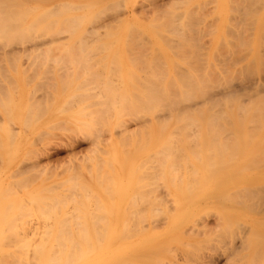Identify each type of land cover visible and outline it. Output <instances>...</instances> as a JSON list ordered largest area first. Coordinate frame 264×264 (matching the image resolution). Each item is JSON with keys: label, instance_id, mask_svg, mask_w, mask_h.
<instances>
[{"label": "rangeland", "instance_id": "rangeland-1", "mask_svg": "<svg viewBox=\"0 0 264 264\" xmlns=\"http://www.w3.org/2000/svg\"><path fill=\"white\" fill-rule=\"evenodd\" d=\"M166 1L163 6L165 0H14L10 4L9 19L18 25L0 29V264H17L19 252L25 253L24 258L30 251L29 239H35L31 242L36 245L46 225L56 229L49 230V249L56 253H51L53 259L59 257L58 264L67 259L66 253L67 264H264V203L257 204L258 198L248 200L247 208L238 203L242 187L243 192L252 185L264 189V0ZM70 18L77 24H71L72 30H68ZM32 23L36 24L32 27ZM172 99L178 101L177 107L168 106ZM160 156L162 163L165 160L160 171L163 180L154 169L162 167ZM208 157L212 160L204 163ZM174 159V163L181 160L180 165L175 163L179 170ZM213 159L218 164H212ZM206 164L214 165L211 172L208 169L211 180L220 174L225 177L216 183L202 180ZM51 200H56L57 208ZM53 205L48 215L44 209ZM52 211L58 218L50 215ZM60 219L64 231L77 234L59 235L69 242L55 238L63 229L57 225ZM83 228V234L93 230L96 234L85 236L80 232ZM102 230L114 234L107 232V237ZM78 234L85 236L79 242ZM23 241L27 251L19 247ZM57 246L63 255L56 252ZM34 253L25 259L33 255L36 264Z\"/></svg>", "mask_w": 264, "mask_h": 264}, {"label": "bare ground", "instance_id": "bare-ground-1", "mask_svg": "<svg viewBox=\"0 0 264 264\" xmlns=\"http://www.w3.org/2000/svg\"><path fill=\"white\" fill-rule=\"evenodd\" d=\"M8 1H9V0H8ZM8 1H7V4H6V1L0 0V29H1V30H4V29H6V28H13V27H14L13 25L16 26V24H17V21H16V20H10V19H9V18H10V14H12L10 4H12V3L14 2V0L11 1L12 3H8ZM42 1H43V0H42ZM170 1L173 2V1H175V0H170ZM179 1H180V0H179ZM240 1H241V0H240ZM249 1H251V0H249ZM9 2H10V1H9ZM17 2H18V1H17ZM50 2H51V1H50ZM50 2H49V3H50ZM114 2H115V1H114ZM168 2H169V1H168ZM259 2H260V0H259ZM166 3H167V1L165 0V2L162 3V6H163V4L166 5ZM169 3H170V2H169ZM245 3H246V1H245ZM67 4H68V3H66V6H70V7H71L70 4H68V5H67ZM86 4H87V3H86ZM150 4H151V3H150ZM170 4H171V3H170ZM174 4H175V3H174ZM240 4H241V3H240ZM258 4H259V3H258ZM54 5H55V4H54ZM64 5H65V4H64ZM75 5H80V4H75ZM87 5H88V4H87ZM160 5H161V3H160ZM244 5H245V4H244ZM246 5H247V4H246ZM256 5H257V4H256ZM13 6H16L15 3H14ZM49 6H50V4H49ZM51 6H53V4H52ZM61 6H62V5H61ZM73 6H74V4H73ZM80 6H81V5H80ZM82 6H83V5H82ZM91 6H92V4H91ZM152 6H153V5H152ZM156 6H158V5L156 4L155 7H156ZM248 6H249V5H248ZM54 7H55V6H53V9H52V7H51L50 12L54 10ZM56 7H57V6H56ZM70 7H68L69 9H68V8H67V9H68V10H71L72 7H71V8H70ZM74 7H75V6H74ZM74 7H73V8H74ZM84 7H86V5H85ZM114 7H115V6H114ZM153 7H154V6H153ZM155 7H154V8H155ZM158 7H159V6H158ZM238 7H239V6H238ZM13 8H15V7H13ZM13 8H12V10H13ZM29 8H30V7H29ZM37 8H38V6H37ZM77 8H78V6H77ZM77 8H75V10H76ZM79 8H81V7H79ZM107 8H108V7H107ZM164 8H165V7H164ZM239 8H240V7H239ZM241 8H242V7H241ZM256 8H257V7H256ZM27 9H28V8H27ZM34 9H35V7H34ZM42 9H43V8H42ZM46 9H48V8H45V9H43V10L45 11ZM64 9H65V8H62V10H64ZM113 9H114V8H112V11H113ZM115 9H116V8H115ZM115 9H114V10H115ZM167 9H168V7H167ZM253 9H254V8H253ZM21 10H22V9H21ZM25 10H26V9H25ZM25 10H24V11H25ZM39 10H40V9H39ZM56 10H57V9H55V12H56ZM72 10H73V9H72ZM156 10H157V9H156ZM161 10H162V9H161ZM240 10H241V9H240ZM246 10H247V8H246ZM27 11H28V10H27ZM41 11H42V10H41ZM103 11H104V10H103ZM108 11H109V10H108ZM170 11H171V10H170ZM10 12H11V13H10ZM39 12H40V11H39ZM48 12H49V11L47 10L45 13L48 15ZM50 12H49V13H50ZM57 12H58V11H57ZM61 12H62V11H61ZM61 12H60V13H61ZM158 12H159V11H158ZM163 12H164V11H163ZM241 12H242V10H241ZM248 12H249V11H248ZM248 12H247V13H248ZM40 13H41V12H40ZM42 13H43V12H42ZM155 13H156V12H155ZM243 13H244V12H243ZM247 13L245 12V14H247ZM38 14H39V13H38ZM58 14H59V13H58ZM67 14H68V13H67ZM175 14H176V13H175ZM241 14H242V13H241ZM49 15H50V14H49ZM49 15H48V16H49ZM236 15H237V14H236ZM12 16H14V14H13ZM15 16H16V15H15ZM15 16L13 17L14 19H15ZM18 16H19V18H20V15H19V14H18ZM37 16H41V15H37ZM45 16H46V15H45ZM45 16H44V18H45ZM51 16H52V15H51ZM82 16H84V15H82ZM82 16H81V18H83ZM93 16H94V15H93ZM41 17H43V15H42ZM69 17H72V16H69ZM94 17H95V16H94ZM13 18H11V19H13ZM17 18H18V17H17ZM17 18H16V19H17ZM21 18H22V17H21ZM44 18H42V19H44ZM72 18H73L72 21H74V18H75V17L73 16ZM95 18H96V17H95ZM178 18H179V17H178ZM39 19L41 20V18L38 17V18H37V21H38ZM63 19H65V18H63ZM67 19H69V18H67ZM93 19H94V18H93ZM117 19H118V18H117ZM191 19H192V18H191ZM234 19H235V18H234ZM240 19H241V18H240ZM9 20H10V21H15L16 23H15V22H14L15 24H14V23H11ZM33 20H34V19H33ZM40 20H39V21H40ZM65 20H66V19H65ZM241 20H242V19H241ZM70 21H71V18H70ZM72 21H71V22H72ZM18 22H19V21H18ZM49 22H50V21H49ZM49 22H48L47 24L45 23L44 25H46V26L49 25ZM109 22H110V21H109ZM190 22H191V21H190ZM176 23H177V22H176ZM237 23H238V22H237ZM34 24H36V23H34ZM34 24L32 23V27H33ZM69 24H70V25H69ZM71 24H72V25H77L76 23L73 24V22H72V23L69 22V23H68V26H71ZM78 24H79V22H78ZM102 24H103V23H102ZM130 24H131V23H130ZM166 24H167V23H166ZM168 24H169V23H168ZM177 24H178V23H177ZM17 25H18V24H17ZM37 25H38V24H37ZM44 25H43V26H44ZM64 25L66 26L67 24L64 23ZM105 25H106V27H107V25H110V24H109V23H105L103 26H105ZM111 25H112V24H111ZM131 25H132V24H131ZM173 25H174V24H173ZM173 25H171V26H173ZM192 25H193V24H192ZM12 26H13V27H12ZM39 27H40V24H39ZM128 27H129V26H128ZM65 28H66V27H65ZM69 28L71 29L72 26H71V27H68V30H70ZM73 28H76V27H73ZM95 28H96V27H95ZM109 28H110V27H109ZM112 28H113V27H112ZM133 28H134V27H133ZM168 28H169V27H168ZM187 28H188V27H187ZM194 28H195V27H194ZM43 29H44V28H43ZM45 29H47V28L45 27ZM90 29H91V28H90ZM139 29H140V28H139ZM170 29H171V27L169 28V30H170ZM173 29H174V31H175V28H173ZM10 30H11V29H10ZM39 30H40V29H39ZM39 30H38V31H39ZM47 30H48V29H47ZM66 30H67V28H66ZM71 30H72V29H71ZM74 30H75V29H74ZM94 30H95V29H94ZM96 30H97V29H96ZM133 30H134V29H133ZM171 30H172V29H171ZM181 30H182V29H181ZM184 30H186V29H184ZM191 30H192V29H191ZM195 30H196V28H195ZM6 31H7V30H6ZM11 31H12V30H11ZM38 31L35 32V33H38ZM42 31H43V30H42ZM176 31H177V30H176ZM2 32H3V31H2ZM44 32H45V30H44ZM95 32H96V31H95ZM185 32H186V31H185ZM185 32H184V33H185ZM195 32H196V31H195ZM0 33H1V32H0ZM32 33H33V32H32ZM53 33H54V32H53ZM55 33H59V32L56 30ZM62 33H63V32H62ZM177 33H178V32H177ZM1 34H3V33H1ZM60 34H61V32H60ZM129 34H130V33H129ZM131 34H132V33H131ZM25 35H27V33H26ZM25 35H24V37H25ZM42 35H44L43 32H42ZM184 35H185V34H184ZM28 36H29V35H28ZM46 36H47V35H46ZM48 36H49V35H48ZM56 36H57V35H56ZM79 36H80V35H79ZM83 36H84V35H83ZM179 36H180V35H179ZM24 37L22 36V38H24ZM26 37H27V36H26ZM33 37H34V36H33ZM176 37H177V36H176ZM19 38H21V37H19ZM29 38H30V37H29ZM31 38H32V37H31ZM37 38H38V37H37ZM44 38H45V37H44ZM47 38H48V37H47ZM54 38H55V37H54ZM81 38L84 39L82 36H81ZM58 39H59V38H58ZM18 40H19V39H18ZM47 40H48V39H47ZM53 40H54V39H52V41H53ZM84 40H85V39H84ZM84 40H82V41H83V43L86 44V42H84ZM27 41H28V40H27ZM80 41H81V39H80ZM80 41H79V43H80ZM173 41H174V40H173ZM31 42H32V41H31ZM34 42H35V41H34ZM47 42L49 43V41H47ZM11 43H12V42H11ZM21 43H22V41H21ZM41 43H42V42H41ZM75 43H77V42H75ZM139 43H140V42H139ZM18 44H19V43H18ZM29 44H30V41H29ZM32 44H33V43H32ZM72 44H73V43H72ZM85 44H84V45H85ZM137 44H138V43H137ZM170 44H171V43H170ZM177 44H179V43H177ZM23 45H24V44H23ZM40 45H41V44H40ZM79 45H80V44H79ZM84 45H83V46H84ZM173 45H174V44H173ZM17 46H18V45H17ZM35 46H37V45H35ZM35 46H34V48H36ZM72 46H73V45H72ZM80 46H81V45H80ZM80 46H79V48H80ZM14 47H15V46H14ZM73 47H74V46H73ZM137 47H138L139 49L141 48V47H139V46H137ZM31 48H32V46H31ZM94 48H95V47H94ZM98 48H99V47H98ZM132 48H133V47H132ZM132 48H131V49H132ZM138 48H137V49H138ZM21 49H22V48H21ZM50 49H51V48H50ZM74 49H75V48H74ZM133 49H135V48H133ZM137 49H136V51H137ZM24 50H25V49H24ZM38 50H39V49H38ZM142 50H144V49H142ZM142 50H141V51H142ZM1 51H2V50H1ZM4 51H5V50H4ZM138 51H140V50H138ZM141 51L139 52L140 54L143 53V52L141 53ZM6 52H7V51H6ZM6 52H5V53L2 52V53L6 54ZM37 52H38V51H37ZM128 53H130V52H128ZM136 54H137V53H136ZM140 54H138V58L141 57ZM134 55H135V54H134ZM47 56H48V55H47ZM128 56H129V54H128ZM139 56H140V57H139ZM143 56H145V55L143 54ZM135 57H136V55H135ZM135 57H134V59H135ZM46 58L48 59V57H46ZM136 58H137V57H136ZM191 58H192V57H191ZM64 63H65V62H64ZM109 63H110V62H109ZM86 64H87V63H86ZM110 64H111V63H110ZM197 64H198V63H197ZM61 66H64V64H62ZM79 66H80V65H79ZM117 66H118V65H117ZM76 67H77V66H76ZM190 68H191V67H190ZM196 69H198V68H196ZM65 70H66V69H65ZM76 70H77V69H76ZM184 70H185V69H184ZM198 70H199V69H198ZM202 70H203V69H202ZM60 71H61V70H60ZM114 71H115V70H114ZM116 71H117V70H116ZM180 72H181V71H180ZM193 72H194V71H193ZM199 72H200V71H199ZM111 73H112V72H111ZM61 74H63V73H61ZM189 74H190V73H189ZM195 74H197V72H196ZM199 74H200V73H199ZM181 75H182V73H181ZM183 75H184V73H183ZM177 76H178V75H177ZM187 76H188V75H187ZM61 77H62V76H61ZM179 77H180V76H179ZM194 77H195V76H194ZM183 78H184V77H183ZM183 78H181V79H183ZM188 78H189V77H188ZM184 79H186L187 82H188V79H187V78H184ZM186 80H185V81H186ZM60 81H61V79H60ZM139 81H140V80H139ZM182 82H183V80H182ZM190 82H191V81H190ZM183 83H184V82H183ZM53 85H54V84H52L51 86H53ZM184 85H185V84H184ZM190 85H191V84H190ZM49 87H50V86H49ZM64 87H65V86H64ZM155 87H156V86H155ZM155 87L153 88L154 90H155ZM260 87H261V86L259 85V89H260ZM149 89H150V88H149ZM188 89H189V85H188ZM254 89H255V88H254ZM256 89H258V88H257V85H256ZM160 90H161V89H160ZM162 90H163V89H162ZM168 90H169V89H168ZM52 91H53V90H52ZM186 91H187V90H186ZM260 91H261V90H260ZM260 91H259V93H260ZM155 92H156V91H155ZM177 92H178V91H177ZM182 92H184V91H182ZM239 92H240V91H239ZM205 93H206V92H205ZM232 93H233V92H232ZM237 93H238V92H237ZM256 93H257V90H256ZM155 94H156V93H155ZM163 94H164V93H163ZM184 94H185V93H184ZM178 95H179V94H178ZM178 95H177V96H178ZM203 95H204V94H203ZM181 96H183V95H181ZM207 96H208V95H207ZM228 96H229V95H228ZM234 96H235V95H234ZM237 96H238V95H237ZM242 96H243V95H242ZM42 97H43V96H42ZM47 97H49V96H47ZM155 97H156V96H155ZM171 97H172V96H171ZM36 98H37V97H36ZM164 98H165V97H164ZM177 98H178V97H177ZM181 98H183V97H179V98H178L179 101H180ZM204 98H205V97H204ZM204 98H203V100H204ZM233 98H234V97H233ZM235 98H236V97H235ZM38 99H39V98H38ZM189 99H190V97H189ZM193 99H194V98H193ZM205 99H206V98H205ZM214 99H215V98H214ZM154 100H155V99H154ZM172 100H173V102H172L171 104L168 103V104H169L168 106H170V105H172V104H175L176 102L178 103V101L175 102L174 99H172ZM172 100H171V101H172ZM176 100H177V99H176ZM183 100H184V99H183ZM212 100H213V99H212ZM157 101H158V100H157ZM207 101H208V100H207ZM207 101H206V103H207ZM41 102H42V101H41ZM163 102H164V101H163ZM166 102H167V101H166ZM174 102H175V103H174ZM201 102L203 103V101H201ZM216 102H217V101H216ZM239 102H240V101H239ZM193 103H194V102H193ZM206 103H205V104H206ZM209 103H210V101H209ZM219 103H220V102H219ZM157 104H158V103H157ZM157 104H156V105H157ZM195 104H196V103H195ZM199 104H200V103H199ZM205 104H204V105H205ZM212 104H213V103H212ZM38 105H39V104H38ZM163 105H164V104H163ZM166 105H167V103H166ZM175 105H176V107L178 106L177 104H175ZM42 106H43V105H42ZM154 106H155V105H154ZM161 106H162V105H161ZM168 106H165V107H168ZM183 106H184V105H183ZM196 106H197V105H196ZM207 106H208V105H207ZM210 106H213V105H210ZM210 106H209V107H210ZM214 106H215V104H214ZM237 106H238V105H237ZM159 107H160V105H159ZM159 107H158V108H159ZM162 107H164V106H162ZM162 107L159 108V109H162ZM176 107L172 106V108H175V109H176ZM199 107H200V106H199ZM217 107H218V106H216V108H217ZM241 107H242V106H241ZM241 107H240V108H241ZM243 107H244V106H243ZM172 108H169V109H172ZM187 108H188V107H187ZM193 108H194V106H193ZM212 108H213V107H212ZM220 108H221V107H220ZM248 108H249V107H248ZM248 108H247V109H248ZM167 109H168V108H167ZM175 109H174V110H175ZM177 109H178V108H177ZM207 109H209V108H207ZM207 109H206V110H207ZM218 109H219V108H218ZM218 109H216V110L218 111ZM223 109H224V108H223ZM162 110H163V109H162ZM165 110H166V108H165ZM174 110H173V111H174ZM178 110H179V109H178ZM206 110H205V111H206ZM209 110H210V109H209ZM209 110H208V111H209ZM214 110H215V109H214ZM216 110H215V111H216ZM242 110H243V108H242ZM242 110H240V111H242ZM158 111H159V110H158ZM163 111H164V110H163ZM173 111H172V112H173ZM184 111H185V110H184ZM188 111H190V110H188ZM200 111H201V110H200ZM212 111H213V110H212ZM217 111H216V112H217ZM219 111H220V110H219ZM156 112H157V111H156ZM160 112H161V111H160ZM166 112H168V110H166ZM191 112H192V111H191ZM195 112H196V111H195ZM243 112H244V110H243ZM245 112H246V110H245ZM252 112H254V110H253ZM252 112L250 113V114H251V117L254 116V115H252V114H253ZM261 112H262V111H261ZM133 113H134V112H133ZM158 113H159V112H158ZM163 113H165V112H163ZM175 113H177V112H175ZM197 113H198V112H197ZM210 113H211V112H210ZM210 113L208 112V115H209ZM257 113H258V112H257ZM130 114H131V113H130ZM134 114H135V113H134ZM159 114H160V113H159ZM218 114H219V113H218ZM245 114H246V113H245ZM260 114H261V113H260ZM154 115H155V114H154ZM168 115H169V114H167V116H168ZM175 115H176V114H175ZM208 115H207L206 117H208ZM211 115H212V113H211ZM213 115L216 116V113H215V114L213 113ZM132 116H134V115H132ZM132 116H131V117H132ZM165 116H166V115H165ZM173 116H174V115H173ZM178 116H180V115H177V117H178ZM136 117H137V116H136ZM136 117L134 116L135 119H136ZM153 117H154V116H153ZM155 117H156V115H155ZM159 117H160V116H159ZM161 117H162V116H161ZM169 117H170V116H169ZM182 117H184V116H182ZM182 117H181V119H182ZM185 117H186V116H185ZM203 117H204V116H203ZM218 117H219V116H218ZM218 117H217V118H218ZM148 118H149V117H148ZM148 118H147V119H148ZM156 118H157V117H156ZM179 118H180V117H178V119H179ZM186 118H187V117H186ZM186 118H185V120H186ZM191 118H192V117H191ZM199 118H200V117H199ZM217 118L215 117V119H217ZM219 118H221V115H220ZM219 118H218V121L215 122L216 124H218L217 122L220 121ZM222 118H223V116H222ZM253 118H254V117H253ZM147 119H146V120H147ZM157 119H158V118H157ZM157 119H155V120H157ZM167 119H168V118H167ZM174 119H176V118H173V120H174ZM188 119H189V117L187 118V120H188ZM201 119H202V118H201ZM210 119H211V118H210ZM212 119H213V118H212ZM215 119H213V121H214ZM240 119H241V118H240ZM132 120H133V119H132ZM162 120H163V118H162ZM165 120H166V119H165ZM168 120H169V119H168ZM170 120H171V119H170ZM170 120H169V121H170ZM176 120H177V119H176ZM189 120H190V119H189ZM189 120H188V121H189ZM192 120H193V118H192ZM206 120H207V119H206ZM228 120H229V119H228ZM255 120H256V119H255ZM147 121H149V120H147ZM151 121H153V120H151ZM157 121H158V120H157ZM188 121L186 122V124H188ZM193 121H194V120H193ZM247 121H250V119L247 120ZM253 121H254V120H252V123H253ZM155 122H156V121H155ZM158 122H159V121H158ZM158 122H156V124H158ZM183 122H184V121H182V123H183ZM190 122H191V121H190ZM199 122H200V121H199ZM201 122H202V121H201ZM223 122H225V120H224ZM164 123L166 124V122H164ZM164 123H163V124H164ZM205 123H206V122H205ZM213 123H214V122H213ZM213 123H212V124H213ZM186 124H185V122H184V126H185ZM209 124H210V123H209ZM219 124H220V123H219ZM228 124H229V123H228ZM147 125H148V123H147ZM177 125H178V124H177ZM182 125H183V124H182ZM192 125H194V124H192ZM206 125H208V124H206ZM162 126H163V125H162ZM175 126H176V125H175ZM148 127H149V126H148ZM148 127H147V128H148ZM159 127H160V125H159ZM159 127H158V128H159ZM187 127H189V126H187ZM187 127H186V128H187ZM144 128H145V127H144ZM162 128L164 129V127H162ZM179 128H180V127H179ZM190 128L192 129L191 125H190ZM223 128H224V127H223ZM173 129H174V128H173ZM175 129H178V126H177ZM183 129H184V128H183ZM197 129H198V128H197ZM147 130H148V129H147ZM181 130H182V128H181ZM192 130L194 131V128H193ZM208 130H209V129H208ZM123 131H124V132L126 131V127H125V129H123ZM151 131H152V130H151ZM158 131H159V130H158ZM161 131H162V133H163V130H161ZM170 131H171V130H170ZM176 131H177V130H176ZM206 131H207V130H206ZM221 131H222V130H221ZM231 131H232V130H231ZM171 132H173V131H171ZM188 132H190V131H188ZM194 132H196V131H194ZM207 132H208V131H207ZM227 132H228V131H227ZM125 133H126V132H125ZM159 133H160V131L158 132V134H159ZM169 133H170V132H169ZM177 133H179V132H177ZM192 133H193V132H192ZM174 134H175V133H174ZM187 134H188V133H187ZM189 134H190V133H189ZM207 134H209V133H207ZM207 134H206V136H208ZM223 134H224V133H223ZM230 134H231V133H230ZM159 135H160V134H159ZM169 135H171V134H169ZM183 135H184V134H183ZM190 135H191V134H190ZM193 135H196V134L194 133ZM218 135H219V134H218ZM221 135H222V134H221ZM167 136H168V135H167ZM167 136H166V137H167ZM191 136H192V135H191ZM212 136H214V135H212ZM209 137H210V136H209ZM209 137H206V138L210 139ZM214 137H215V136H214ZM214 137H213V138H214ZM191 138H192V137H191ZM226 138H227V137H226ZM216 139H217V138H216ZM216 139L214 138V140H216ZM209 141H210V140H208V142H209ZM170 142H171V140H170ZM205 142H207V140H205L204 143H205ZM167 144L169 145L168 142H167ZM202 144H203V143H202ZM208 144H209V143H208ZM208 144H204V145H208ZM165 145H166V143L163 144L164 147H165ZM172 145H173V144H172ZM176 145H177V144H176ZM230 145H231V144H230ZM160 146L163 147L162 144H161ZM209 146H210V144H209ZM166 147H168V146H166ZM175 147H176V146H174V148H175ZM188 147H189V146H188ZM216 147H217V146H216ZM218 147H219V146H218ZM168 148L171 149V143H170V146H169ZM177 148H178V147H177ZM227 148H228V147H227ZM227 148H226V149H227ZM164 149H165V148H164ZM178 149H179V148H178ZM197 149H198V148H197ZM207 149H209V148L207 147ZM167 150H169V149H167ZM171 150H172V149H171ZM173 150H174V149H173ZM209 150H210V149H209ZM213 150H214V149H213ZM218 150H219V149H218ZM218 150H217V152H218ZM221 150H224V148H222ZM221 150H220V151H221ZM231 150H233V149H231ZM237 150H238V149H237ZM175 151H176V149L173 151L174 154H175ZM207 151H208V150H207ZM211 151H212V150H211ZM224 151H226V150H224ZM234 151H235V150H234ZM162 152H163V151H162ZM164 152H165V151H164ZM176 152H177V151H176ZM203 152H205V150H203ZM226 152H227V151H226ZM236 152H238V151H236ZM170 153H172V152H170ZM177 153H178V152H177ZM180 153H181V152H180ZM180 153H179V154H180ZM208 153H209V151L206 152L207 155H206V154H205V155L208 156ZM211 153H212V152H211ZM232 153H233V152H232ZM238 153H239V152H238ZM238 153H237V154H238ZM162 154H163V153H162ZM179 154H178V155H179ZM198 154H199V153H198ZM215 154H216V151H215ZM217 154H218V153H217ZM217 154H216V155H217ZM229 154H231V151H230ZM229 154H227L228 157H229ZM259 154H260V153H259ZM168 155H170V154L168 153ZM172 155H173V154H172ZM191 155H192V154H191ZM219 155H220V153H219ZM221 155H222V154H221ZM227 155H226V156H227ZM231 155H232V154H231ZM263 155H264V154H263ZM157 156H159V155H157ZM161 156H162V155H161ZM161 156L158 157V162H160V163H162V161L159 160V159L161 158ZM183 156H185V155H183ZM233 156H235V155H233ZM260 156H261V155H260ZM165 157H166V156H165ZM179 157H180V159H182L181 156H179ZM231 157H232V156H231ZM231 157H230V159H231ZM256 157H257V156H256ZM262 157H263V156H262ZM167 158H168V157H167ZM173 158H175V156H174ZM185 158H187V157L185 156ZM205 158H206V157H205ZM219 158H220V156H219ZM259 158H260V157H259ZM161 159H162V158H161ZM176 159H177V156H176ZM208 159H211V158L208 157V158L206 159V161L204 160L203 162H204V163H206V162H207V163L210 162V160L207 161ZM232 159H233V158H232ZM170 160H171V158H170ZM182 160H183V159H182ZM198 160H199V159H198ZM211 160H212V159H211ZM227 160L229 161V159H227ZM151 161H152V160L150 159V162H151ZM163 161L165 162L164 159H163ZM172 161H173V163H174L175 159L172 160ZM185 161H186V160H185ZM187 161H188V160H187ZM196 161H197V160H196ZM220 161H221V159H220ZM223 161H224V160H223ZM223 161H221V162H223ZM257 161H258V160H257ZM262 161H263V160H262ZM164 162H163V163H164ZM170 162H171V161H170ZM180 162H181V160H180ZM180 162H179V160H178V162H175V163H178V165H180ZM211 162H212V164H215V163L218 164L219 161H216V162L214 163V159H213V161H211ZM226 162H227V161H226ZM229 162H231V161H229ZM229 162H228V164H229ZM254 162H256V161H254ZM259 162H261V159H260V161L257 162L258 165H259ZM163 163H162V167H161V168H160V165H158L159 168H158V167H155V168H154V169L157 168V169L159 170V171L156 170V172L159 174V176L161 175L160 173H161L162 170H163V169H162L163 166H164ZM175 163H174V165L177 167V164H175ZM186 163H187V162H185V164H186ZM188 163H189V162H188ZM188 163H187V164H188ZM204 163H203V164H204ZM251 163H252L253 166L255 165V164H253V160L251 161ZM261 163H262V162H261ZM261 163H260V164H261ZM150 164H151V163H150ZM168 164H169V163H168ZM183 164H184V163H183ZM187 164H186V165H187ZM203 164H202V165H203ZM210 164H211V163H209L208 165L210 166ZM219 164H220V163H219ZM221 164H223V163H221ZM156 165H157V164H156ZM186 165H184V166H186ZM204 165H205V164H204ZM204 165H203V167H204ZM208 165L206 164V168H207V169H206V170H207V172H206V173H207V174H206V177H205L204 179H202V180H205V179H207V180H205V181H208V179H209V181L215 180L214 183H216L217 180H219L220 178H224V177H225V176H222L221 174L219 175V173L217 172L219 176H218V177L216 176L217 178H213V179L211 180V177H209V176H207V175L210 174V173H209L210 168L213 167L214 165H212L211 167H207ZM252 165H251V167H252ZM256 165H257V164H256ZM261 165H262V164H261ZM261 165H260V166H261ZM263 165H264V164H263ZM147 166H148V165H147ZM152 166L154 167V165H152ZM167 166H169V165H167ZM190 166H191V165H190ZM192 166H193V165H192ZM215 166H216V165H215ZM218 166H219V165H218ZM227 166H228V165H227ZM249 166H250V165H249ZM170 167H171V166H170ZM220 167H222V166L220 165L219 168H220ZM180 168H181V167H180ZM186 168H187V166H186ZM191 168H192V167H191ZM204 168H205V167H204ZM204 168H203V169H204ZM248 168H249V167H248ZM252 168H254V167H252ZM255 168H256V167H255ZM167 169H168V168H167ZM167 169H166V172H167ZM169 169H170V168H169ZM172 169H173V168H172ZM177 169L179 170V166L177 167ZM177 169H176V171H178ZM184 169H185V168H184ZM195 169H196V168H195ZM195 169L193 168L192 171L195 170ZM208 169H209V171H208ZM212 169H214V167L211 168V170H212ZM215 169L218 170L217 167H215ZM249 169H250V168H249ZM152 170H153V169H151V171H152ZM196 170H197V169H196ZM196 170H195V171H196ZM206 170H205V171H206ZM147 171H148V170H147ZM151 171H149V172H151ZM160 171H161V172H160ZM168 171L170 172L171 169L168 170ZM172 171H173V170H172ZM187 171L189 172V170H187ZM203 171H204V170H203ZM203 171H200V172L203 173ZM237 171H238V170H237ZM145 172H146V171H145ZM153 172H154V170H153ZM169 172H168V173H169ZM185 172H186V171H185ZM196 172H197V171H196ZM210 172H211V171H210ZM213 172H216V170H215V171L213 170ZM213 172H212V173H213ZM157 173H156V176H157ZM173 173H175V172H173ZM180 173H181V172H180ZM194 173H195V172H194ZM194 173H193V174H194ZM220 173H221V171H220ZM154 174H155V173H154ZM175 174H176V173H175ZM203 174H204V173H203ZM203 174H202V175H203ZM169 175H170V174H168L167 176H169ZM180 175H181V174H180ZM191 175H192V174H191ZM149 176H151V175H149ZM149 176H146V177L148 178ZM153 176H154V175H153ZM153 176H151V177L153 178ZM162 176H163V174L161 175V179L164 178V176H163V177H162ZM177 176H178V175H177ZM188 176H189V174H188ZM194 176H195V175H194ZM199 176H201V175H199ZM203 176H205V174H204ZM178 177H179V176H178ZM195 177H196V176H195ZM173 178H174V177H173ZM186 178H188V177H186ZM190 178H191V177H190ZM153 179H154V178H153ZM157 179H158V177H157ZM175 179H176V178H175ZM179 179H181V178H179ZM192 179H194V178H192ZM192 179H190V181H191ZM196 179H197V177H196ZM162 180H163V179H162ZM198 180H199V178H198ZM166 181H167V180H166ZM168 181H169V180H168ZM194 181H196V180H194ZM199 181H200V180H199ZM199 181H198V184H200ZM157 182L159 183V181H157ZM157 182H156V183H157ZM158 183H157V184H158ZM171 183H173V182H171ZM101 184H102V183H101ZM113 184H114V183H113ZM169 184H170V183H169ZM189 184H190V183H189ZM205 184L207 185V182H206ZM205 184H204V185H205ZM210 184H211V182H210ZM217 184H219V182H218ZM102 185H103V184H102ZM158 185H159V184H158ZM196 185H197V183H196ZM156 186H157V185H156ZM162 186H163V185H161V187H162ZM176 186H177V185H176ZM159 187H160V185H159ZM163 187H164V186H163ZM177 187H178V186H177ZM179 187H180V186H179ZM183 187H184V186H183ZM251 187H252V188H251ZM251 187L246 188V189H249V191H247V192H245V191H244V192L241 191V190L243 189V187H242V188L240 187L241 189L238 187V188L240 189V190L238 189V190H239V191H238V192H239V197L241 196L240 199L238 200V203H241V206L245 204V207H246V206H247L246 203L248 204L247 201H248V200H252V199H254V198H255V199L258 198L257 201H256L257 204H259V203H264V194H263V193H264V189H263V186H262V188L260 187L261 189H260V188H259V189L257 188V190H256V187H257V186L254 187V186L252 185ZM253 187H254L255 189H254ZM186 188H187V187H186ZM250 188H251V190H250ZM166 189H167V188H166ZM177 189H179V188H177ZM183 189H184V188H183ZM246 189L244 188V190H246ZM252 189H253V190H252ZM116 190H117V189H116ZM161 190L163 191L164 189H161ZM167 190H168V189H167ZM167 190H166V191H167ZM184 190H185V189H184ZM187 190L190 191V193H191V191H192V190H189V189H187ZM187 190H186V191H187ZM262 190H263V193L261 192ZM98 191H99V190H98ZM157 191H158V189H157ZM235 191H236V189H235ZM38 192H39V191H38ZM163 192H165V190H164ZM236 193H237V191H236ZM261 193H262V194H261ZM167 194H168V192L166 193V195H167ZM188 194H189V193H188ZM221 194H222V193H221ZM221 194H220V195H221ZM233 194H235V193H233ZM182 195H184V194L182 193ZM185 195H186V194H185ZM220 195H219V196H220ZM227 195H228V193H227ZM38 196H39V195H38ZM42 196H43V195H42ZM187 196H188V195H187ZM231 196H232V195H231ZM40 197H41V196H40ZM46 197H47V196H46ZM226 197H227V196H225V198H226ZM234 197H235V196H234ZM237 197H238V195H237ZM239 197H238V198H239ZM35 198H36V197H35ZM41 198H42V197H41ZM41 198H40V199H41ZM47 198H49V197H47ZM52 198H53V197H52ZM228 198H229V197H228ZM228 198H227V199H228ZM50 199H51V198H50ZM53 199H56V200L59 201V199H57V198H55V197H54ZM121 199H122V198H121ZM154 199H155V198H154ZM162 199H163V198H162ZM169 199L172 200V198H170V197H169ZM174 199H175V198H174ZM229 199H230V198H229ZM235 199H236V198H235ZM235 199H234V200H235ZM31 200H32V199H31ZM37 200H39V198H38ZM37 200H35V201H37ZM56 200H55V201H56ZM60 200H61V199H60ZM156 200H157V199H156ZM166 200H167V198H166ZM166 200H164V201H166ZM170 200H169V201H170ZM224 200H225V199H224ZM231 200H233V199H231ZM231 200H228V201H231ZM258 200H259V202H258ZM32 201H33V200H32ZM39 201H43V199H42V200H39ZM51 201H52V200H51ZM53 201H54V200H53ZM53 201H52V202H53ZM55 201H54V203H55ZM61 201H62V200H61ZM61 201H60V202H61ZM157 201H158V200H157ZM161 201H162V200H161ZM167 201H168V200H167ZM235 201H237V200H235ZM252 201H253V200H252ZM60 202H58V203L61 204ZM176 202H178V201L176 200ZM250 202H251V201H250ZM250 202H249V203H250ZM161 203H162V206H164V205H163L164 203H163V202H161ZM166 203H167V202H166ZM166 203H165V204H166ZM168 203H170V202H168ZM168 203H167V206L172 204V203H171V204H168ZM174 203H175V202H174ZM234 203H235V202H234ZM19 204H20V203H19ZM51 204H52V203H51ZM112 204H113V203H112ZM177 204H178V203H177ZM177 204L175 203L174 207H175ZM22 205H23V204H22ZM54 205H56V203H55ZM54 205H53V206H47V207H52V208H48L47 210L44 209V211H45V212H46V211H49V209H50V211H51L52 209H54V208H53ZM57 205H58V204H57ZM57 205H56V208L58 207ZM113 205H114V204H113ZM159 205H161V204H159ZM249 205H250V204H249ZM251 205H252V204H251ZM253 205H254V204H253ZM253 205H252V206H253ZM155 206H156V205H155ZM254 206H256V204H255ZM17 207H18V206H17ZM17 207H15V208H17ZM111 207H112V206H110L109 208H111ZM247 207H248V206H247ZM247 207H246V208H247ZM249 207H250V206H249ZM258 207H259V206H258ZM41 208H42V207H41ZM259 208H260V207H259ZM112 209H113V208H112ZM155 209H156V208H155ZM157 209H158V204H157ZM8 210H9V209H8ZM5 211H6V210H5ZM44 211H43V212H44ZM46 213H47V212H46ZM49 213H50V212H49ZM55 213L57 214V211H56V210H55ZM55 213L52 211V214H50V215H54ZM109 213H110V212H109ZM109 213H107V214H109ZM168 213H169V212H168ZM47 214H48V213H47ZM56 214H55V215H56ZM48 215H49V214H48ZM109 215H110V214H109ZM78 216H79V214L77 215V217H78ZM56 217H57V215L55 216V218H56ZM79 217L82 218L81 215H80ZM79 217H78V218H79ZM84 217H85V216H84ZM105 217H108V216H104V218H105ZM57 218H58V217H57ZM93 218H94V217H93ZM95 218H96V217H95ZM98 218H99V217H98ZM100 218H101V216H100ZM102 218H103V217H102ZM104 218H103V219H104ZM156 218H157V217H156ZM1 219H2V218H1ZM61 219H62V218H61ZM61 219L58 220V223H60V221H61L60 226H59V224H57L58 227H60V228L63 227V224H62L63 222H62V221H63L65 218H63V220H61ZM111 219H113V215L111 216ZM157 219H159V218H157ZM109 220H110V219H109ZM65 222H66V221H65ZM80 222H82V221H80ZM80 222H79V223H80ZM97 222H98V221H97ZM72 223H73V221H72ZM79 223H78V224H79ZM86 223H87V221H86ZM93 223H94V222H93ZM78 224H77V225H78ZM81 224H82V223H81ZM83 224L85 225V222H84ZM102 224H103V223H102ZM107 224H109V223H107ZM71 225H72V224H71ZM84 225H83V226H84ZM98 225H100V224L98 223ZM46 226H47V225H46ZM46 226H45V227L43 226V227H44V228H43L44 230H43V232H41L42 235H40V234L38 233V234H39V237L41 236L40 239H38L39 237H38V235L36 234L38 230L35 229V231H36V230H37V231H36V233H33V234L36 235L37 238H36V237H35V238L38 239V240H37L38 242L36 243V245H35V243H33V244L35 245L34 249H32V248H33V244H32L31 241L35 242V241H34L35 239L30 238V239H29L30 242L27 240V242L30 243V244H28V246H27V248H30V251L28 250V252L26 253L25 257L28 255V253H29V255H30L31 253L33 254V251H34V252H35L34 255H36V260H37V261H36V264H49L52 260H53L54 264H55V263L58 264V263H59V262H58L59 257L57 258V255H56V257H55L54 254H56V253H54L55 251L52 249L53 246L56 245L57 243H55V244L52 246V248H51V249H52V252L54 251V252H53V253H54L53 255H54V259H56V260L53 259V256L51 255L52 252L50 253V249H49L50 246H51V245L49 246V242H50V241H49V234H50L49 232H50L51 230H56V229H54V228L52 227L53 229L51 228V230H50V229H48V228H50V226H49V227L47 226L48 228H47ZM61 226H62V227H61ZM79 226H80V228H81L82 225H79ZM79 226H78V229H79ZM93 226H94V225H93ZM103 226H104V228H105V225H104V224H103ZM106 226H107V225H106ZM54 227H57V226H54ZM58 227H57V229H59ZM97 227H98V226H97ZM45 228H47L48 230H46ZM65 228H66V227H65ZM65 228L63 227V229H59V232H60L59 234H57L58 232L56 231V232H57L56 234L58 235V236L56 235V237H55L56 240L59 239V238H58L59 235H61V237L63 236L62 238L66 237L65 234H67V236H68V233H69V231H71V230H69V231L66 232V231H64ZM102 228H103V227H102ZM239 228H240V227H239ZM242 228H243V227H242ZM85 229H86V228H85ZM49 230H50V231H49ZM67 230H68V229H67ZM83 230H84V228H83L82 230H80V232H81L82 234H83V232H84ZM97 230H99V229H97ZM103 230H104V229H103ZM103 230H102L101 232H102L103 235H105L108 231H106V233L104 234ZM110 230H111V229H110ZM125 230H126V229H125ZM125 230H123V231L121 230L122 233H123ZM75 231H78V233H80L79 230H75ZM82 231H83V232H82ZM86 231H88V229H87ZM89 231H90V230H89ZM204 231H205V230H204ZM39 232H40V231H39ZM92 232L95 233L94 230H93ZM92 232L90 231L89 234L93 235ZM54 233H55V232H54ZM54 233H53V234H54ZM71 233L74 234L75 232L73 233V231H71ZM108 233L111 234L110 231H109ZM108 233L106 234L107 237L109 236ZM120 233H121V232H119V235H120ZM7 234H8V233H7ZM75 234H76V233H75ZM84 234H85V233H84ZM84 234H83V235H84ZM87 234H88V233H87ZM87 234H85V236H86ZM89 234H88V235H89ZM95 234H96V233H95ZM95 234H94V235H95ZM113 234H114V233H113ZM113 234H111V235L113 236ZM115 234H116V233H115ZM125 234H126V233H125ZM125 234H122V235L125 236ZM34 235H32V236H34ZM51 235H52V234H51ZM54 235H55V234H54ZM76 235H77V234H76ZM76 235H75V236H76ZM80 235H81V234H80ZM80 235L78 234L79 237L77 238V241H78V240H83V239H79V238H84V237H85V236H83V235H82L83 237H80ZM98 235L100 236V234H98ZM119 235H118V236H119ZM126 235H127V234H126ZM95 236H97V235H95ZM101 236H102V235H101ZM53 237H54V236H53ZM71 237H72V236H71ZM76 237H77V236H76ZM87 237H88V236H87ZM87 237H86V238H87ZM109 237H110V236H109ZM114 237H115V235H114ZM50 238H51V237H50ZM55 238H53V239L55 240ZM69 238H70V236L68 237V239H69ZM88 238H90V236H89ZM97 238H98V237H97ZM2 239H3V238H2ZM4 239H5V237H4ZM31 239H32V240H31ZM71 239H73V238H71ZM61 240L64 242V241L67 240V238H65V239H61V238H60L59 241H61ZM85 240H86V239H85ZM85 240H84L83 242H88V241H85ZM88 240H89V239H88ZM94 240H95V239H94ZM96 240H97V239H96ZM240 240H241V239H240ZM240 240H239V241H240ZM258 240H259V239H258ZM3 241H4V240H3ZM25 241H26V240H25ZM57 241H58V240H57ZM59 241H58V242H59ZM62 241H61V242H62ZM69 241H70V239H69ZM69 241L67 240L66 242H69ZM89 241H92V240H89ZM100 241H101V239L99 240V242H100ZM234 241H235V240H234ZM19 242H20V241H19ZM19 242H18V243H19ZM54 242H55V241H54ZM61 242H60V243H61ZM71 242H72V240H71ZM78 242H79V241H78ZM261 242H262V240H261ZM12 243H13V241H12ZM74 243L76 244L77 242L74 241ZM19 244H21V246H20ZM19 244H18V245H19V247H21V248H22V247H23V248L26 247V244H25L24 241H23V246H22V243H19ZM62 244H64V243H62ZM69 244H71V243H68V245H69ZM18 245H17V246H18ZM30 245H31L32 248L29 247ZM59 245H61V244H59ZM72 245H73V243H72ZM78 245H79V244H78ZM236 245H237V244H236ZM240 245H242V244H240ZM243 245H244V243H243ZM260 245H261V244H260ZM61 246H62V245H61ZM61 246H57V247H59V248H57L58 250H56V252L60 250V251L58 252L59 255H61L62 253H64V252L61 253ZM230 246H231V245H230ZM245 246H248V245H245ZM68 247H69V246H68ZM228 247H229V246H228ZM238 247H240V246H238ZM243 247H244V246H243ZM55 248H56V247H55ZM55 248H54V249H55ZM63 248H65L64 245H63L62 249H63ZM235 248H237V246H236ZM241 248H242V247H241ZM259 248H260V247H259ZM17 249H18V248H16L15 250H17ZM232 249H233V248H232ZM261 249L263 250L262 247H261ZM261 249H258V250H261ZM20 250H22V249L19 248V251H20ZM32 250H33V251H32ZM235 250H236V249H235ZM17 251H18V250H17ZM22 251H27V249L25 248V249L22 250ZM63 251H64V250H63ZM65 251H66V250H65ZM67 251H68V250H67ZM15 252H16V251H15ZM257 252H258V251H257ZM259 252H261V251H259ZM13 253H14V251H13ZM17 253H18V252H17ZM17 253H15V254H17ZM49 253H50V254H49ZM58 253H57V254H58ZM68 253H69V252H68ZM19 254H20V257H21V255H22V257H23L25 253L23 254V252H22V254H21V253L19 252ZM234 254H235V253H234ZM17 255H18V254H17ZM49 255H50V257L52 256V258H49ZM62 255H63V254H62ZM30 256H31V255H30ZM64 256H65V255H64ZM64 256H63V257H64ZM82 256L85 257V255H81V256H79V257H82ZM216 256H217V255H216ZM225 256H226V255H225ZM22 257H21V259L24 260L25 257H24V258H22ZM63 257H62V258H63ZM65 257H66L67 259H64V262L62 261L63 259L60 257V258H61L60 261L63 262L62 264H67V262H65V260H66V261H69V260H68V257L70 258V255H67V253H66V256H65ZM65 257H64V258H65ZM232 257H233V256H232ZM17 258H18V256H16V259H17ZM21 259H18L19 262H18L17 264L20 263V260H21ZM28 259L33 261V263H32V261H29V262H30L29 264H34V262H35V261H34L35 257H33V255H32V258H31V257H27L25 260H28ZM43 259H45V260H43ZM50 259H52V260H50ZM18 260H17V261H18ZM25 260H24V262L21 260L23 263L21 262L20 264H24V263L27 264L28 262L26 263ZM49 260H50V262H49ZM211 260H212V259H211ZM227 260H228V259H227ZM70 261H71V260H70ZM53 262L50 263V264H53ZM203 263H204V262H203ZM207 263H208V262H207Z\"/></svg>", "mask_w": 264, "mask_h": 264}]
</instances>
